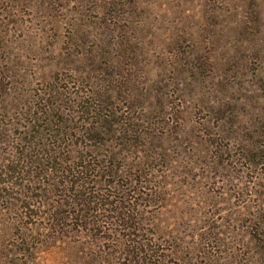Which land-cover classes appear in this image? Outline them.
I'll use <instances>...</instances> for the list:
<instances>
[{
    "label": "rangeland",
    "instance_id": "obj_1",
    "mask_svg": "<svg viewBox=\"0 0 264 264\" xmlns=\"http://www.w3.org/2000/svg\"><path fill=\"white\" fill-rule=\"evenodd\" d=\"M137 256L264 264V0H0V264Z\"/></svg>",
    "mask_w": 264,
    "mask_h": 264
},
{
    "label": "trees",
    "instance_id": "obj_2",
    "mask_svg": "<svg viewBox=\"0 0 264 264\" xmlns=\"http://www.w3.org/2000/svg\"><path fill=\"white\" fill-rule=\"evenodd\" d=\"M146 245L148 246V244H147V243H146ZM132 246H133V248H132V249H136V248H137V247H136L134 244H133ZM148 249H149V248H148ZM127 251H128V250H127ZM131 252H132V250H131V251H129V253H131ZM144 252L146 253V250H144ZM147 254L149 255V253H148V252H147ZM137 258H138V256H137L136 258H135V257H134V258H131V259H130V262H132V263H130V264H134V263H133V261H134V260H136ZM143 258H145V256H144ZM135 262H136V261H135Z\"/></svg>",
    "mask_w": 264,
    "mask_h": 264
}]
</instances>
